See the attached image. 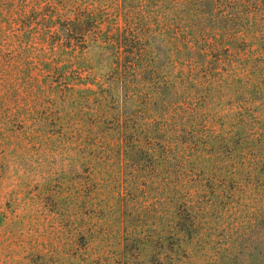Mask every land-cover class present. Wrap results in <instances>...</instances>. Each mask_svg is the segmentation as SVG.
<instances>
[{"label":"rangeland","instance_id":"1","mask_svg":"<svg viewBox=\"0 0 264 264\" xmlns=\"http://www.w3.org/2000/svg\"><path fill=\"white\" fill-rule=\"evenodd\" d=\"M83 1L97 14L106 8L103 29L126 3ZM71 5L0 0V264H264V27L251 30L245 14L243 32L205 65L155 39L154 56L183 95L187 127L178 138L158 135L164 144L141 136L134 144V132L120 143L118 129H132L134 119L118 115L134 117V104L124 94L106 97L104 113L97 101L86 109L80 100L86 89H107L111 66L98 65L88 48L91 75L41 71L58 37L48 32L43 41L49 25L33 19H58ZM22 7L24 28L14 23ZM26 31L37 68L18 61L10 38ZM141 111L139 123L161 126ZM136 145L144 158L137 168L126 157Z\"/></svg>","mask_w":264,"mask_h":264},{"label":"trees","instance_id":"2","mask_svg":"<svg viewBox=\"0 0 264 264\" xmlns=\"http://www.w3.org/2000/svg\"><path fill=\"white\" fill-rule=\"evenodd\" d=\"M84 2L72 0V9L60 14L58 19L52 15L49 18L40 13L35 15L38 17L33 20L49 25L45 29L47 33H43V41L48 32L58 37L57 46H53L50 53L43 56L41 71L49 74L53 69L65 74L67 70L75 69L79 74L88 72L91 75L93 63L82 56L88 48L94 51L98 65L105 62V67L111 66L113 77L107 89H103V86L99 91L86 89L85 96L82 95L80 100L85 102L83 107L86 109H89L90 100L97 101L100 105L97 108L104 113L107 110L102 103L106 97L120 101L124 94L125 105L134 104V117L127 112L118 115L121 121L128 123L134 119L132 129L123 125L118 129L120 143L132 132L134 144L138 143L137 136L163 143L168 138L165 136L162 140L158 135L167 133L169 138H178V132H184L187 127L183 95L178 94L174 81L164 75L165 66L160 65L157 56H154L157 49L155 39L171 40L176 56H185L195 64L205 65L211 61L209 55L232 44L230 42L235 40V36L243 32L242 19L245 14L252 20L251 30L259 32L264 27V0H124L123 11L118 12L116 20L106 29L102 27L107 22L106 8H97V14L95 10L88 9L89 5L85 8ZM96 2L100 3L99 0ZM22 10L23 7L16 9L17 19L14 23L24 28L28 25L22 20L25 18ZM218 10L226 14L214 19L213 13ZM117 18L121 19V26L117 25ZM30 36L32 34L26 31L10 38H14L21 48L17 53L18 61L23 60L24 65L37 68L29 61L32 54L28 45L31 43ZM55 48H58V54ZM64 60L67 61L63 63ZM89 62L91 65H88ZM103 91L108 92L104 94ZM138 98L141 99V105H137ZM138 106L143 117L160 120L162 124L157 130H150L147 125L138 122ZM125 108H122L123 112ZM97 112L100 114L101 111ZM189 118L194 119V114L191 113ZM137 148V145L134 146L133 155L126 154L127 160L134 162L136 168L144 159L142 151L138 153ZM164 155L165 161L171 164V158ZM138 184L139 179L134 178V187L137 188ZM175 202L171 199L170 205L174 207Z\"/></svg>","mask_w":264,"mask_h":264}]
</instances>
